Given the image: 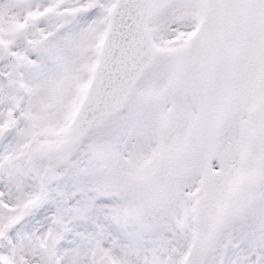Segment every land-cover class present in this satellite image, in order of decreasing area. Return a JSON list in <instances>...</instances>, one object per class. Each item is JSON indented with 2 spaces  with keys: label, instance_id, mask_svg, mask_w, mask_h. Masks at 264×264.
<instances>
[{
  "label": "snow or ice",
  "instance_id": "snow-or-ice-1",
  "mask_svg": "<svg viewBox=\"0 0 264 264\" xmlns=\"http://www.w3.org/2000/svg\"><path fill=\"white\" fill-rule=\"evenodd\" d=\"M0 264H264V0H0Z\"/></svg>",
  "mask_w": 264,
  "mask_h": 264
}]
</instances>
